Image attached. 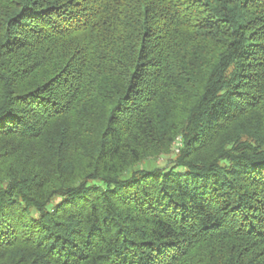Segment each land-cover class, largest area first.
<instances>
[{
  "label": "trees",
  "instance_id": "obj_1",
  "mask_svg": "<svg viewBox=\"0 0 264 264\" xmlns=\"http://www.w3.org/2000/svg\"><path fill=\"white\" fill-rule=\"evenodd\" d=\"M0 264H264V0H0Z\"/></svg>",
  "mask_w": 264,
  "mask_h": 264
},
{
  "label": "rangeland",
  "instance_id": "obj_2",
  "mask_svg": "<svg viewBox=\"0 0 264 264\" xmlns=\"http://www.w3.org/2000/svg\"><path fill=\"white\" fill-rule=\"evenodd\" d=\"M184 137H185V133L184 134H182L181 136H180V139L179 140H182V139H184ZM178 147H180V141L178 142V144H176V146H175V153H177L178 152V149H176V148H178ZM145 164L146 165H155V164H158L159 166L160 165H164L165 164V161H164V159H160V161L159 162H157V163H155L154 161H148V162H145ZM145 165V166H146Z\"/></svg>",
  "mask_w": 264,
  "mask_h": 264
}]
</instances>
